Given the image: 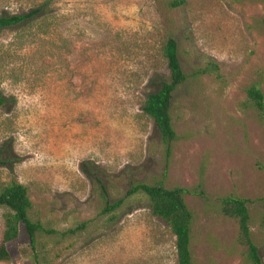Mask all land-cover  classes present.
<instances>
[{"label": "rangeland", "instance_id": "rangeland-1", "mask_svg": "<svg viewBox=\"0 0 264 264\" xmlns=\"http://www.w3.org/2000/svg\"><path fill=\"white\" fill-rule=\"evenodd\" d=\"M171 1L0 0V16L49 4L42 19L0 32V95L16 101L0 109V153L15 160L0 166V188L26 186L31 218L53 231L35 249L22 233L0 264H178L170 227L144 195L127 197L161 180L203 186L205 198L185 195L196 264H249L238 223L220 212L228 195L251 201L264 261V123L247 103L248 88L264 93V0ZM171 38L187 75L213 62L220 77L190 78L176 94L168 161L142 109L170 76Z\"/></svg>", "mask_w": 264, "mask_h": 264}, {"label": "trees", "instance_id": "trees-1", "mask_svg": "<svg viewBox=\"0 0 264 264\" xmlns=\"http://www.w3.org/2000/svg\"><path fill=\"white\" fill-rule=\"evenodd\" d=\"M184 3V0L169 2L171 8H178ZM49 12V4L43 3L25 14L2 15L0 16V32L42 19ZM163 56L167 62L170 76L166 81L158 82V89L147 96L142 110L154 121L169 161L172 156L173 144L178 139L171 117L176 94L188 83L190 78L199 79L205 76L219 78L220 73L219 66L210 62L204 68L196 70L193 75H187L180 61L179 43L174 38L169 39L165 44ZM157 78L159 77L157 76ZM15 102L14 98L0 95V109ZM247 103L255 110L260 121L264 123V93L259 87L254 85L247 89ZM14 161L13 158L0 153V166H8ZM168 166L167 164L165 176ZM202 188V184L193 190L180 187L167 188L164 181L161 180L153 184L138 183L127 193V197L137 194L144 195L149 201L153 215L162 219L170 227L176 238L178 264H196L192 253L194 214L185 201V195L191 194L205 198ZM122 204L123 200L112 205L108 204L104 212H115ZM250 204L251 201L248 199L228 195L220 199V212L224 217L238 223V243L244 249L245 262L264 264L259 248L252 237ZM0 207L8 210L4 216L5 231L0 245V262L10 260L8 245L19 239L22 233L27 237L33 249H35L40 233H53V231L45 229L40 221H33L30 216L33 204L28 189L15 179L0 188ZM260 226L264 229V216ZM35 264H38L37 258Z\"/></svg>", "mask_w": 264, "mask_h": 264}]
</instances>
